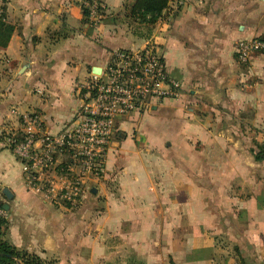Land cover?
I'll return each instance as SVG.
<instances>
[{"label": "crops", "instance_id": "0c3cea01", "mask_svg": "<svg viewBox=\"0 0 264 264\" xmlns=\"http://www.w3.org/2000/svg\"><path fill=\"white\" fill-rule=\"evenodd\" d=\"M98 1L95 24L82 0L5 1L15 32L0 49V138L32 115L60 134L96 69L147 41L182 94L120 122L104 175L76 207L28 190L0 139L7 239L56 264H264V161L252 153L264 145V55L236 57L240 40L264 36V0H169L150 38L129 27L136 0Z\"/></svg>", "mask_w": 264, "mask_h": 264}, {"label": "built area", "instance_id": "2783aa9c", "mask_svg": "<svg viewBox=\"0 0 264 264\" xmlns=\"http://www.w3.org/2000/svg\"><path fill=\"white\" fill-rule=\"evenodd\" d=\"M5 1L0 0V17ZM82 6L91 22L102 21L98 0H82ZM236 54L240 64L249 65L256 55H264V40H240ZM181 94V82L170 74L164 54L153 42L138 50H117L83 86V105L60 134L45 133L40 118L32 115L21 131L6 139L7 147L22 167L28 190L76 207L87 195L89 181L104 175L120 122Z\"/></svg>", "mask_w": 264, "mask_h": 264}, {"label": "trees", "instance_id": "16d2710c", "mask_svg": "<svg viewBox=\"0 0 264 264\" xmlns=\"http://www.w3.org/2000/svg\"><path fill=\"white\" fill-rule=\"evenodd\" d=\"M169 0H136L128 9L129 27L134 35L143 38H150L153 33V27L162 17L164 10L168 8ZM84 20L88 22V11L83 9ZM104 17V15H103ZM15 32L14 26L7 22L6 16L0 17V49H6ZM264 40V36L256 37ZM126 50V49H122ZM117 51V50H116ZM237 57V54H236ZM9 135L1 137L6 140ZM252 149L254 158L258 162L264 161V145L254 143ZM1 210L2 207H0ZM8 221L0 214V264H56L55 261L42 260L35 254L18 250L7 239ZM243 264H250L243 259Z\"/></svg>", "mask_w": 264, "mask_h": 264}, {"label": "water", "instance_id": "95a60500", "mask_svg": "<svg viewBox=\"0 0 264 264\" xmlns=\"http://www.w3.org/2000/svg\"><path fill=\"white\" fill-rule=\"evenodd\" d=\"M101 72V69H96V73H100ZM5 194L7 195V197L11 198V194L9 192V190H5Z\"/></svg>", "mask_w": 264, "mask_h": 264}, {"label": "rangeland", "instance_id": "374dc122", "mask_svg": "<svg viewBox=\"0 0 264 264\" xmlns=\"http://www.w3.org/2000/svg\"><path fill=\"white\" fill-rule=\"evenodd\" d=\"M231 122H232V123H231V124H232V126H233V127H235V126H236V123H234V119H233V120H231ZM224 123H225V122H224Z\"/></svg>", "mask_w": 264, "mask_h": 264}]
</instances>
